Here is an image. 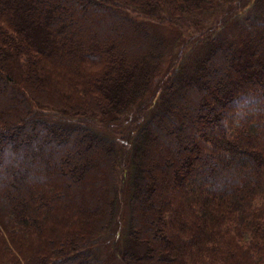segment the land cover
<instances>
[{
    "label": "trees",
    "instance_id": "1",
    "mask_svg": "<svg viewBox=\"0 0 264 264\" xmlns=\"http://www.w3.org/2000/svg\"><path fill=\"white\" fill-rule=\"evenodd\" d=\"M121 203L120 264H264V0H0V264H105Z\"/></svg>",
    "mask_w": 264,
    "mask_h": 264
},
{
    "label": "rangeland",
    "instance_id": "2",
    "mask_svg": "<svg viewBox=\"0 0 264 264\" xmlns=\"http://www.w3.org/2000/svg\"><path fill=\"white\" fill-rule=\"evenodd\" d=\"M203 25H205V23H203ZM180 27L183 30L187 28H193L197 30L199 28L193 24L192 19L181 20ZM159 30L164 35H173V34L178 33L177 29L169 28V27H159ZM194 49H197L196 45L191 46L188 44L185 46L184 51L194 52ZM44 110H45V113L49 114L50 116L51 115L58 116L59 114L53 110H47V109H44ZM52 112H54L55 114H53ZM127 118L131 120L130 115ZM126 221H127V206L121 203L119 207V211L116 215L115 221L112 224L111 229H109L108 232L105 234V236L103 237L98 247L99 252L101 253L103 259L105 260V264H120L118 260L117 251L119 249L123 250V247H124L123 240L125 241L124 237H125Z\"/></svg>",
    "mask_w": 264,
    "mask_h": 264
}]
</instances>
